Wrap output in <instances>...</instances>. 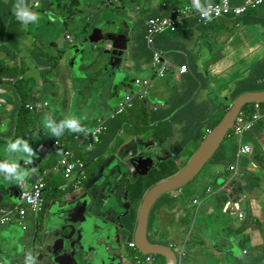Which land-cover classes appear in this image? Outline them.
I'll list each match as a JSON object with an SVG mask.
<instances>
[{
    "label": "crops",
    "instance_id": "obj_1",
    "mask_svg": "<svg viewBox=\"0 0 264 264\" xmlns=\"http://www.w3.org/2000/svg\"><path fill=\"white\" fill-rule=\"evenodd\" d=\"M32 1L28 0V4H32ZM211 1L216 0H201V3ZM243 1L234 0L233 4L238 5ZM14 3L15 0H0V51L11 57L6 61L3 55L0 60V160L19 159V153H8L5 149L10 140L20 138L26 126L27 131L34 133L26 135L24 139L37 150L33 163L29 165L24 164L26 157L20 154L21 166L36 168V172L26 181V186L43 170L51 169L62 157L63 150H71L74 158L84 166L72 175L71 181L63 178L65 182L58 185L62 191L64 187L68 188V191L56 194L62 200H56V195H52L46 202L44 192L47 190V180L63 177L60 172L50 171L44 179V212H33L22 203L19 206L24 209L22 218L18 212H14L6 224H2V219L6 218L7 207L8 211L14 209L17 200L16 195L12 194L13 183L0 177V264H23L25 253L31 251L36 257V249L40 245L48 251L58 232L62 234L63 242L57 251L69 254L64 248L71 240L85 238L82 224L86 221L89 232L96 235L94 242L109 249L102 259L96 260L91 243L83 253H74V264H130L123 250L128 248L137 252L129 244L132 237L135 241L141 207L136 215H130L129 200L120 198V207L108 200L118 191H121V195L130 194L133 198L144 200L154 186L173 178L188 164L184 149L193 143L197 145V150L207 129L215 127L223 116H216L212 110L221 112L224 104L233 103V94L237 92L234 81L239 75L238 66L249 67L264 59V0L255 3L247 20L244 15L213 17L207 25L196 24L191 33L181 34L178 42L164 55L170 65L163 78L154 76L150 65L151 53L144 41V47L129 42L133 47H129L128 52L135 58L130 69H134L135 74L126 80L125 72H119L115 83L96 101L89 97L94 93L92 81L96 76L99 78L102 72L97 59L102 47L97 46L94 57H91V53L83 57L85 61L76 71L72 63L79 48L64 50L65 46L74 45L75 42H72V26L61 20L49 32L51 37L57 35L51 39L55 49L52 58L55 66L49 69L52 63H44L46 58L39 57V48L33 49L27 38L30 35L27 30L29 24L26 31L20 29L24 24L14 15ZM147 4L144 2L143 7H167L169 14L166 15H170L174 7L159 6V0H148ZM155 15L158 14L150 16ZM93 18L100 22L98 27L103 33L112 25L98 11L93 13ZM133 19L143 21L144 17L133 16ZM32 61L37 65L44 63L45 68L38 75L32 74L30 80ZM185 64L188 70L182 72L180 67ZM104 69L112 72L109 66ZM75 71L76 76L73 75ZM136 76L151 77L153 86L147 100L136 98L133 107L126 113L107 122V127L113 128L110 140L116 138L115 149L108 146L103 135L94 140L86 133L66 130L62 136L54 137L43 127L45 115H52L56 120L59 109H54L53 104L76 100L77 106L72 111L81 113L84 117L82 124L88 131L99 117H105L115 106L125 91L122 86L126 90L136 88L131 83ZM8 78H20L23 82L20 86H14ZM118 81L121 87L116 90ZM20 91L27 96V105H31L32 96V106H39L29 118L15 114ZM112 92L115 94L112 95ZM46 96L51 98L50 103ZM214 97L217 108L212 105ZM248 104L245 103L241 110L248 109ZM140 107L144 108V112H138ZM263 108L264 102L261 103ZM61 116L65 117L66 114L61 112ZM120 116L126 122L129 120L131 124H140L139 130L136 133L126 130ZM161 120L174 121L166 129L158 131V135L170 134L163 145V154L160 148L147 145L154 142L152 128L158 126ZM245 121L259 122L261 126L242 131L228 128L221 144L203 168L206 169V179L201 177L199 181L202 184L200 197L190 199L183 188L167 193L155 202L148 217L150 244L172 246L177 254L182 253L180 259L185 264H264V113L257 117L248 114ZM5 125H9L8 130ZM40 127L45 131H41ZM138 138L149 141L145 145L139 144ZM54 141H58L59 145L54 146ZM88 145H91L90 151L87 150ZM150 149L154 155L153 164L158 169L156 173L152 169L142 175L141 168L145 169L144 165L149 162L145 159L146 150ZM52 156H56L53 162L50 160ZM87 162L94 167L91 179H87ZM179 196H183V200H179ZM196 200L197 204L194 203ZM240 212H243L242 217H239ZM81 218L84 220L78 221ZM67 222L73 223L74 227L72 234L65 239L63 224ZM113 224L118 231L106 242L105 231L111 229ZM161 228L165 230L163 236H160ZM111 245H119V249H113ZM36 261L43 264L38 257Z\"/></svg>",
    "mask_w": 264,
    "mask_h": 264
},
{
    "label": "rangeland",
    "instance_id": "obj_2",
    "mask_svg": "<svg viewBox=\"0 0 264 264\" xmlns=\"http://www.w3.org/2000/svg\"><path fill=\"white\" fill-rule=\"evenodd\" d=\"M60 1L59 0H33L32 1V4H30L31 8L35 13H37L39 19L35 23H29L27 30H29L30 35H28L27 38H28V40H30V43L32 44L33 49L39 48V50H40L39 57H43V59L44 58L48 59V57L53 58V55L55 54V52H54L55 49L52 47L51 39L53 37H57V35H53L51 37L49 35V32L51 30L50 28H53L56 25L58 26L59 21L65 20L68 24L73 25L72 30L73 29L74 30L71 33L72 39L75 40L74 41L75 46L73 49H77V48L85 49V51H83V56L81 57L80 62H79L82 64L85 61L83 59V57L84 58L87 57V54L91 53L92 57L95 56L96 48L93 47L92 44H87L88 42L86 39L87 36L93 30V24H92L94 22L93 13H95V11L93 9H90L91 6L89 5V3L86 4L84 0H68L67 4L65 6H59L58 4H60ZM144 1H146V0H135V3L133 4L132 7L123 8V9L121 8V9L123 10V13H125L127 15H134L137 18H143V17L146 18V17L150 16L151 14H158V15L169 14V10L167 7L166 8H161V7L160 8H153L152 7L149 9L148 8L142 9ZM150 1H152V0H150ZM164 1L167 2L168 6H170L174 3H176V4L182 3V0H164ZM103 5H106V7H102L101 10L103 11V14H101V16L104 19H108L109 21H111L110 24H112L113 20H114L113 16L115 14H119V11L116 10V7L121 6L120 0H114V1L105 0ZM89 10H90V12H89ZM49 13H52V15L55 17L54 20L49 19ZM124 19H125L124 24L127 26V24L130 23V18L125 16ZM95 24H96V22H95ZM136 28H137L136 35H135V38H137L136 44H138L139 47H144V43L141 39V36L143 35V27H142L140 22H137ZM20 29L26 31V25L21 26ZM108 29H110V28H107L106 31H108ZM62 35L65 36V34H62ZM120 43H117L116 46H119ZM66 44H68V43H66ZM87 45L91 46V50L87 49ZM129 47H133V45H129V44L126 45L124 58L121 62V66L119 69L112 68V72H110V69H103L102 68V72H101V75L99 76V78H98V76H96L94 78V80L92 81V85L94 87V90H93L94 93L89 97V99H93L96 101L104 93H106L108 91V87L111 84L115 83V81L117 80L119 72L120 73L125 72L126 80L135 74L134 69H130V66H133L135 63V58L133 56H131L130 53L128 52ZM25 48H27V44L25 45ZM66 48H69V46H66ZM5 54H6V52H2V54H1V51H0V60H1V56L4 55V59L6 61H9L11 57L9 55H5ZM31 63L32 64H31V67L29 70L30 80H31L32 74L38 75V73L43 72L44 68H45L44 63H41L40 65H37L35 63V61H32ZM0 66H1V61H0ZM33 66H35V69H32ZM5 68H11V66L10 67L5 66ZM249 68H250V66L245 67V66L239 65L238 66L239 72L237 74H245L246 71L249 72L248 71ZM32 70H33V72H32ZM8 80H10L13 84H14V82L17 83V86H20V84L23 82L20 78H16V79H14V78L9 79L8 78ZM120 87H121V85L119 84V81H118L116 84V90L119 89ZM122 88L126 91L125 86L124 87L122 86ZM244 91L255 93L257 91H264V90L244 89ZM111 94L114 95L115 93L112 92ZM79 99L80 98L78 97V100ZM46 100L48 103L51 102V98L49 96H46ZM111 100H113V99H111ZM27 101H28V99H27V96L24 95V91H20L19 96H18L16 103H15V105H16L15 114L18 117L25 116V117L29 118L33 115L32 111H31L32 108L27 109V106H28ZM119 101H120V99L118 100V102ZM257 101L258 100H255V99L248 101L250 104L249 113H251V114H259L260 113V111L258 109V102ZM30 102H31V106H32V96L30 98ZM212 105L216 106V108H217V103H216L215 97H214V103ZM76 106H77L76 100L68 101L64 104H62L60 102H58L55 105L53 104L54 109L56 107L59 109V111L56 112V121L59 122L61 119L64 118V116H61V112L66 114V115L75 114L77 117H80L83 121L84 117L81 115L80 112L72 111ZM29 107H30V105H29ZM222 109H223V111H221V112H219L218 110L216 112L214 110H212V112L218 117L223 115L221 117L219 123L224 120L226 115L232 109V106L229 105L228 103H226L222 106ZM26 110H30V112L29 111L26 112ZM138 112H144V108L140 107L138 109ZM82 113H84V112H82ZM240 117H241V113H236L228 128L234 127V128L245 129V128H255V127L261 126V123H259V122H253L252 121V122H248V123H243L242 121H239ZM120 119L124 123V127L126 128V130H130V131H133L135 133L139 130L140 124H137L136 122L131 124V122L129 120H128V122H126L125 118L123 116H120ZM96 124L97 123L95 121L94 124H92V126H95ZM215 127H210L209 129H207L206 134L204 136V140L214 130ZM8 128H9V125H7V126L5 125V129L8 130ZM40 130L45 131L43 127H40ZM114 130H115V128H114ZM112 132H113V128H111V126L110 127L106 126L102 131L103 136L108 141V146L111 147L112 149H115V147L117 146L116 138H113L112 140H110ZM33 133L34 132L27 131L26 126H25V129H23L21 131L19 137L24 139V138H26L25 137L26 135L33 134ZM147 136L148 135H146L144 137H147ZM136 140L139 144H143V145H145L149 141V140H147V141L146 140H140L139 138ZM151 144H154V142L147 144V145H151ZM154 145H155V147L160 148L161 153L163 154V145H160V146H158L156 144H154ZM196 148H197V145L190 143L184 149L185 150V157H186L188 162L194 157V154L198 151L199 148L197 150H196ZM55 159H56V156H52L50 158L51 162H53ZM85 160H86V158H85ZM18 162L20 163V154H19ZM148 165H144L145 169L141 168L140 171H141L142 175L149 173L152 169H153V172H155V173L157 172L158 167L153 164V161H149ZM184 167L185 166H183L180 169V171ZM205 170L206 169L202 170L188 185H186L184 187L185 192L190 197V199H192L194 197H200V194L202 192V188H201L202 184H200L199 181H200L201 177L203 179H206ZM87 172L89 175L94 172V167L92 166V163H90V162H87ZM158 175H159V173H158ZM64 182H65V180L61 176H57L54 181H52L50 179L47 180V190L44 192V199L46 200V202L48 201L50 196L56 195L57 193H63L65 190L68 191V188H66V187H64L63 191L60 189L61 187H58V185H60ZM57 187H58V189L54 191L53 188H57ZM15 188H19V185H17ZM12 194H13V190H12ZM11 197H12V195H11ZM120 198H122V200L123 199L129 200V202L131 203L130 215H136L138 210L140 209V207L142 205L143 200L133 198V196L130 194L125 195V196L121 195V191H118V194L112 196L110 198V200H108V202L109 203L111 202V204L114 206L120 207V205H121V201H119ZM163 199L165 200L164 197H163ZM179 200H183V196H179ZM11 210H13V208ZM6 213H7L6 220H8V207H7ZM183 222H184V220H183ZM38 231H41V230H38ZM164 233H165L164 228H161L160 236H163ZM130 240L133 241V237ZM89 246H90L89 243H84V248H82L81 252L83 253L86 250V247H89ZM69 250L70 251H73V250L79 251L77 245H74ZM179 264H185V261L182 259H179Z\"/></svg>",
    "mask_w": 264,
    "mask_h": 264
},
{
    "label": "water",
    "instance_id": "obj_3",
    "mask_svg": "<svg viewBox=\"0 0 264 264\" xmlns=\"http://www.w3.org/2000/svg\"><path fill=\"white\" fill-rule=\"evenodd\" d=\"M116 32H117L116 30L108 31L106 33V36H104V33L102 32L101 27L95 26L86 39L89 43L104 44L105 39L112 41L111 37L115 35ZM130 35H131L130 33L124 35V41L122 42L121 46H116L112 42L106 43L105 46L116 50V57L118 59L115 63L110 64L112 67H119L121 60H122V56L124 55L125 50H126V45L130 41ZM67 46H69V48H66L65 46L64 50L73 49L75 44L67 45ZM106 51L109 52V49H106ZM111 52H112V55H114V51L112 50ZM75 53H76V56L73 59L72 65L75 66V70L78 71V66L81 64L79 62L83 55V48H79V52L77 51ZM76 71L73 73L74 76L77 75ZM254 99L258 101H264V91H257L255 93L244 92L240 94L239 96H237L231 105L232 109L226 115L224 120L220 122L219 124H217L214 130L202 142L198 151L194 154V157L181 170V172L177 174L176 176H174L173 178L165 182L157 184L145 196L142 202V205H141L140 219L138 221V225H137L136 232H135V244L138 250H140L143 254L145 255L154 254V255L162 256L166 259V264H179L178 254L171 247L162 246V245H153L149 243L148 226H147L149 212L151 208L153 207V205L155 204V202L158 199H160L163 195L170 193L172 191L178 190V189H183L203 170L207 162L212 158L213 154L216 152L217 148L221 144L235 114L241 110V107L245 103H249L248 101H251ZM19 194H20L19 190L13 189V195L14 196L16 195L15 197L16 200L19 198ZM62 202L65 203L66 205L70 204L67 201H62ZM76 208H75V211H76ZM74 220H77V219H74ZM82 220H84V218H81V220H78V221H82ZM86 223L82 224V228L85 233V238L83 240H80V239H77L75 241L71 240L66 245L65 248L62 245V248L68 251L69 254H63L57 251V247L60 246V244H62L63 242V240L60 237L62 234L58 232L56 239L53 242L51 248L47 251L43 249L42 245H40L36 249V253H37L36 257H38L40 262H42L43 264H74V259H73L74 253L81 252L82 248H84V243H89L90 245L92 243L94 245L92 248L94 258H96V260L102 259V257L106 254L109 248L106 246L102 248L99 244L94 242V240L96 239V235L89 232L88 222L86 221ZM73 227H74L73 223L67 222L63 224V230H64V233L66 234V236H64L65 239H67L69 235L72 234ZM117 231H118V227L115 224H113L111 229H107L104 234V238H106V242H109L111 240V235ZM74 245H77L79 251L69 250ZM111 248L119 249V245H111ZM115 262H116V259L114 263Z\"/></svg>",
    "mask_w": 264,
    "mask_h": 264
},
{
    "label": "built area",
    "instance_id": "obj_4",
    "mask_svg": "<svg viewBox=\"0 0 264 264\" xmlns=\"http://www.w3.org/2000/svg\"><path fill=\"white\" fill-rule=\"evenodd\" d=\"M259 2V0H244L243 3L238 5H231L230 0H216L205 3V7L210 10V14L213 17L223 16L225 13L232 11V14L236 16L243 15V12L248 8H252L255 6V3ZM196 17L197 24L207 25L209 22H205L202 18L201 11L197 10V8L190 2L178 4L175 8H171L170 15H155L150 16L146 19L145 25L147 26L148 35H147V48L151 52V67L153 69V74L157 78L164 77L167 68L169 67L168 60L163 56L162 52L152 44V35L159 34L164 31H177L179 26L183 23V20L187 17ZM69 38V35H67ZM182 72H186L188 70L187 65H182L180 67ZM131 83L136 87L135 89H129L124 91V93L119 98L120 101L115 104V106L109 110L108 114L105 117H99L96 120L95 126L89 128L86 136H91L94 140L97 139L98 136L103 135L102 131L107 126V122L110 119H114L118 117V115L122 114L126 108L131 105V99L139 98L142 101L147 100V96L150 88L153 86V81L151 77L148 76H136L132 79ZM249 109L240 110L238 113H241V117L239 121L243 123H248L252 121H245V118L248 116ZM258 109L260 111L259 114H252L253 117L260 116L264 113L261 109L260 104L258 103ZM255 122V121H253ZM234 128V127H233ZM235 130L242 131V128H234ZM250 129V128H245ZM54 146H58L59 142L54 141ZM83 163L75 159L71 150H63L62 157L57 160L56 164L49 170H43L40 175L34 179L28 186L19 185V201L17 206L8 211V220L9 216H11L14 212H18L21 215V218L24 214V209L19 208V206L24 203L30 210L33 212H41L44 208V200H43V190L45 188V177L48 175L50 171L60 172L64 179L68 180L74 173L78 170H82ZM197 203V201H195ZM243 216V212H240L239 217ZM6 218L2 219V224L8 222ZM6 224V223H5ZM130 247L134 248L138 251V248L135 244V241H132ZM172 248V246H171ZM182 256V253L178 254V257ZM141 264H155L154 259L150 255H146V259L141 261Z\"/></svg>",
    "mask_w": 264,
    "mask_h": 264
},
{
    "label": "trees",
    "instance_id": "obj_5",
    "mask_svg": "<svg viewBox=\"0 0 264 264\" xmlns=\"http://www.w3.org/2000/svg\"><path fill=\"white\" fill-rule=\"evenodd\" d=\"M84 1L86 4L91 3L90 8L93 9L94 11L98 10L97 6L106 7V5H103L105 0H84ZM109 1H112V0H109ZM185 1L186 2H184V3L190 2L195 6L194 0H185ZM67 2H68V0H61L60 4H58V5L59 6H65L67 4ZM99 3H101V5H99ZM120 3H122V5L119 7H116V10L120 12L121 19H124V17L127 16L128 18H130V20H134L132 15H127V14L123 13L122 9L128 8V6H133V4L135 3V0H120ZM230 3H231V5H235V4H233L234 0H230ZM165 5H168L166 1L159 0V6H165ZM177 5L178 4L174 3L170 6L171 7L174 6L173 8H175ZM29 6H31V5L29 4ZM142 9H145V7H142ZM250 9L251 8H248L246 11L243 12L245 19H246V17H248L250 15V11H251ZM100 13L103 14V12H100ZM224 15L227 16V15H233V14H232V11H230L228 13H225ZM145 21L146 20L144 18L143 21H136L134 23V25L132 26L133 32L130 35V41L129 42L132 41V43L136 44V40H137V38H135L136 31H137L136 26H137V22H140L142 27H143V35L141 36V39H142V41H144L145 46H147L148 30H147V26L145 25ZM196 21H197L196 17L190 16V17H187L183 20V23L179 26L177 31H173V32L172 31H164V32L159 33V34L152 35V44L155 45L162 52L163 55H165V53L168 54L171 46L178 42V39H179L181 34H187V33H191L193 31V27H195V25L197 24ZM96 23H98V22H96ZM92 24L94 26L95 22ZM99 25L100 24H98V26ZM71 26L73 27V25H71ZM1 28H2V26H0V29ZM171 38H173L174 41H170ZM129 42H128V44H129ZM36 51H38V50H36ZM54 61H55L54 59L48 57V59H45V61H43V62L46 64L52 63V65L49 67V69H51L55 66L53 64ZM110 62H111V57L108 54H104L101 57V59H99L98 63L100 66H104L105 64L110 63ZM248 71L249 72H247L245 74H239L238 77L235 79L234 82H235V85L237 88V92L233 94V99L236 98L240 92H243L244 89L264 90V59H261V60L257 61L256 63H254L253 65H251L250 68L248 69ZM16 84L17 83L14 82L13 85L16 86ZM134 102H135V99L132 98L131 99V105L128 108H126L125 111L132 108L134 105ZM257 102L261 106V103H263L264 101H257ZM248 105H250V104H248ZM263 111H264V108H263ZM172 122H174V121L171 120L170 122H167L165 120H161L158 122V124H159L158 126L152 128L154 130V136H153L154 144H156L158 146L165 144L167 138L170 137V134H168L166 136L158 135V131L161 129L162 130L166 129L168 126H170L172 124ZM154 144H151L150 147L154 148L155 147ZM145 159L148 161H154V155L152 153V149L146 150ZM51 166H52V164H51ZM93 174H94V172L91 173L90 175L87 172V175L89 177L88 178L86 175L87 179H91L94 176ZM72 178H73V176L69 177L68 181H71ZM59 195H62V194H59ZM165 195H167V194H165ZM54 199L62 200V198L60 196H57V195ZM44 210H45V203H44V208H43L42 213L44 212ZM9 218L12 219L11 216H9ZM145 259H146V256L143 260H145ZM157 261H158V264H166L165 258L162 256L157 255Z\"/></svg>",
    "mask_w": 264,
    "mask_h": 264
},
{
    "label": "clouds",
    "instance_id": "obj_6",
    "mask_svg": "<svg viewBox=\"0 0 264 264\" xmlns=\"http://www.w3.org/2000/svg\"><path fill=\"white\" fill-rule=\"evenodd\" d=\"M112 1H114V0H112ZM194 4H195V7L197 8V10L201 11L202 18L205 20V22H211L212 16L210 14V10L208 8H206L204 4L201 3V0H194ZM13 12H14L16 19L24 25H27L29 23H35L39 19L37 13H35L31 9V7L29 6L28 0H15V3L13 5ZM49 19H51V20L55 19V17L52 15V13H49ZM165 75H166V73H165ZM38 107H39L38 104L34 105V106L30 105V107L28 105L27 109L32 108L31 111H36V110H38ZM28 111H30V110H28ZM43 127L46 130H48L51 133V135L54 137L62 136L66 130L69 132H72V133H87V128L83 126L82 119L80 117H77L75 114L66 115L59 122H57L53 118L52 115H45L43 118ZM87 150H89V151L91 150V145L87 146ZM5 151L8 153H14V154L19 153V154H21L22 157H26V159H24L25 165L32 164L33 158L37 155V150H34L29 145L28 141L26 139H23V138H16L14 141L10 140L7 144ZM35 172H36L35 167H32V168L23 167L18 162V160L14 159V160L7 161V162L0 160V177L3 178L5 181L9 182L10 184L13 183V185H12L13 189L17 185L26 186L25 185L26 181ZM18 189L19 188H15V190H18ZM17 201H19V198L17 199ZM194 203H195V201H194ZM197 203H198V201H197ZM197 203H195V204H197ZM23 264H37L36 257L32 254L31 251H28L25 253Z\"/></svg>",
    "mask_w": 264,
    "mask_h": 264
},
{
    "label": "flooded vegetation",
    "instance_id": "obj_7",
    "mask_svg": "<svg viewBox=\"0 0 264 264\" xmlns=\"http://www.w3.org/2000/svg\"><path fill=\"white\" fill-rule=\"evenodd\" d=\"M145 2V4L146 5H148L147 4V2H148V0H146V1H144ZM89 5L91 6V3H89ZM99 5H101V3H99ZM98 7V12H103L101 9H102V7L101 6H97ZM130 7H132V6H128V8H130ZM146 8V7H145ZM91 9V8H90ZM89 12H90V10H89ZM132 16H134V15H132ZM114 20H113V23H112V25H110V31H117L116 32V34L115 35H113L112 37H111V39H112V41H109V40H106L105 39V43L104 44H94V43H89L88 41V43L87 44H92V46L93 47H95L96 48V50H97V46L99 45V46H101L102 48L98 51V53H99V56L97 57V59H98V62H99V57L100 56H103L104 54H108L110 57H111V62L110 63H107V64H105L104 66H99L100 68L102 67L103 69L104 68H106L107 66H109L111 69L112 68H115L116 69V67H112L110 64L111 63H115L116 61H117V57H116V50L115 49H113V48H108L107 46H105L106 45V43H108V42H112L113 44H117V43H120L119 44V46H121L122 45V42L124 41V35H126V34H128V33H130V34H132V32H133V29H132V26L134 25V23L136 22V21H140V20H130V23H129V25L127 24V26L124 24V22H123V20L124 19H121V17H120V12H119V14H115L114 16ZM94 22H98V21H94ZM93 22V23H94ZM98 24H100V22H98V23H96V24H94V26L93 27H95V26H98ZM105 25H106V23H105ZM108 31H106V32H104V36H106V33H107ZM75 40H73V42H74ZM96 45V46H95ZM87 49L88 50H91V46H89V45H87ZM105 49H109V52H106V50ZM85 50V49H84ZM95 50V51H96ZM114 51V55H112V52L111 51ZM96 59V60H97ZM123 60V59H122ZM122 60H121V62H122ZM121 64V63H120ZM148 226V225H147ZM148 241H149V243H150V240H149V229H148ZM123 252H124V255H127V258H128V262L130 263V264H141V261L145 258V254H143L140 250H138L137 252H134V251H132V250H130V249H128V248H125L124 250H123ZM150 256L154 259V263L155 264H158V261H157V255H154V254H150ZM165 261H166V259H165ZM119 264H121V262L119 263Z\"/></svg>",
    "mask_w": 264,
    "mask_h": 264
}]
</instances>
